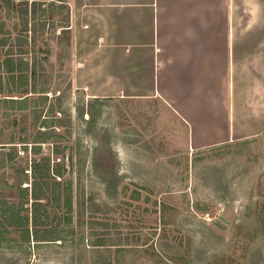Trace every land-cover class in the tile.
Segmentation results:
<instances>
[{
    "label": "rangeland",
    "instance_id": "1",
    "mask_svg": "<svg viewBox=\"0 0 264 264\" xmlns=\"http://www.w3.org/2000/svg\"><path fill=\"white\" fill-rule=\"evenodd\" d=\"M8 1L0 264H264V136L194 150L163 104L86 98L58 2Z\"/></svg>",
    "mask_w": 264,
    "mask_h": 264
},
{
    "label": "crops",
    "instance_id": "2",
    "mask_svg": "<svg viewBox=\"0 0 264 264\" xmlns=\"http://www.w3.org/2000/svg\"><path fill=\"white\" fill-rule=\"evenodd\" d=\"M42 1L86 98L163 104L194 150L264 136V0Z\"/></svg>",
    "mask_w": 264,
    "mask_h": 264
},
{
    "label": "trees",
    "instance_id": "3",
    "mask_svg": "<svg viewBox=\"0 0 264 264\" xmlns=\"http://www.w3.org/2000/svg\"><path fill=\"white\" fill-rule=\"evenodd\" d=\"M7 2H9L8 0H7ZM20 2H22L23 3V5H25V2H28L27 0H19V3ZM35 3H36V0H33L32 1V6L33 7H35ZM61 32H63L64 34H67L68 32H66V30H62ZM5 44V42L3 41V40H1L0 39V46H3ZM19 69H20V71H23L24 70V68H23V66H22V64L21 65H19ZM10 71V70H9ZM18 93H20V94H23L24 96H26L28 93L29 94H33V93H38V92H36L35 91V89H33L31 92H27V91H20V92H18ZM21 97V96H20ZM5 101H8L9 99L8 98H5L4 99ZM11 101H21V100H19V99H13V100H11ZM1 144V143H0ZM6 145H2V147H0L1 148V150L3 151L6 147H5ZM5 152V151H4ZM3 166V165H2ZM3 168V167H2ZM44 196V195H43ZM42 198L43 197H41V195L39 196L35 191H34V193L32 194V205H33V207H34V209H36V207H38V206H41L40 205V201L42 200ZM25 230V232L27 233V235H28V230H27V228H25L24 229ZM33 238H34V242H52L53 240L51 239V240H45V239H43V240H39V237L38 238H35L34 236H33Z\"/></svg>",
    "mask_w": 264,
    "mask_h": 264
}]
</instances>
